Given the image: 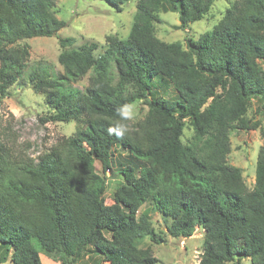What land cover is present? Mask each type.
Masks as SVG:
<instances>
[{"label": "trees", "instance_id": "1", "mask_svg": "<svg viewBox=\"0 0 264 264\" xmlns=\"http://www.w3.org/2000/svg\"><path fill=\"white\" fill-rule=\"evenodd\" d=\"M105 1L122 11L128 0ZM56 2L0 0V97L28 70L27 40L56 36L63 70L36 66L27 77L44 95L47 120L78 124L37 158L0 141V264H43L41 254L60 264L89 255L158 264L143 245L164 240L140 211L148 204L171 219L172 237L204 231L198 264H264V122L248 117L253 105L264 116V0H236L211 30L184 42L157 36L160 12H178L186 28L215 0H137L129 34L108 35L106 45L58 36L67 22ZM87 75L85 87L74 86ZM138 101L147 112L130 124L118 109ZM117 122L122 136L109 133ZM187 126L193 135L184 141ZM237 129H259L263 139L252 187L228 161ZM116 164L122 181L108 204Z\"/></svg>", "mask_w": 264, "mask_h": 264}, {"label": "rangeland", "instance_id": "2", "mask_svg": "<svg viewBox=\"0 0 264 264\" xmlns=\"http://www.w3.org/2000/svg\"><path fill=\"white\" fill-rule=\"evenodd\" d=\"M235 1L215 0L203 19L191 23L186 28L178 27L180 24L178 12H160V21L155 24L157 36L168 42H184L187 36L199 39L204 32L211 30L218 23L226 9ZM136 6L137 0H128L123 5L122 11H117L105 0H57L55 5L58 11L57 15L67 22V25L58 32V36L74 37L76 45L88 41L106 45L108 35L124 38L129 34ZM27 42L31 45L28 70L10 88L7 97H0V141L15 153L25 151L30 157L37 158L42 151L50 148L56 141L74 133L78 124L75 121L47 120L50 108L44 101V95L33 90L27 77L28 71L36 66L42 69L46 68L50 72L63 70L58 62V55L61 51L58 38L56 36H37L28 39ZM87 84L88 75L80 82L74 83V86L83 88ZM169 90H172L169 96L176 94L173 89ZM131 106L132 117L128 121L130 124H135L136 121L145 117L147 106L141 101L135 102ZM248 117L264 122V116L256 111L255 105L249 110ZM192 135V128L185 127L184 141H187ZM230 140L231 152L228 161L242 169L246 184L252 187L255 182L259 149L263 144L260 130L237 129L232 131ZM117 158L118 161H123L119 154H117ZM125 158L132 160L127 154ZM97 169H100L98 165ZM118 170L119 165L116 164L114 174L108 178V188L105 194L108 204L113 203L114 189L122 181ZM149 205L143 206L140 211L148 210L158 237L161 236L164 240L158 243L147 238L143 245L152 249L153 254L159 259L158 264H198L203 251L204 231L196 228L190 237H172L166 228V224L171 219L158 211L151 210L149 212ZM41 257L43 264H60L45 254H41ZM98 261L100 258L89 255L77 264H97ZM100 262L102 264V261ZM243 264H251V260L244 258Z\"/></svg>", "mask_w": 264, "mask_h": 264}, {"label": "clouds", "instance_id": "3", "mask_svg": "<svg viewBox=\"0 0 264 264\" xmlns=\"http://www.w3.org/2000/svg\"><path fill=\"white\" fill-rule=\"evenodd\" d=\"M118 114L122 119H130L132 117V106L125 104L118 109ZM127 131L126 125L117 122L114 127L109 128V133L122 136Z\"/></svg>", "mask_w": 264, "mask_h": 264}, {"label": "crops", "instance_id": "4", "mask_svg": "<svg viewBox=\"0 0 264 264\" xmlns=\"http://www.w3.org/2000/svg\"><path fill=\"white\" fill-rule=\"evenodd\" d=\"M42 258V257H41Z\"/></svg>", "mask_w": 264, "mask_h": 264}]
</instances>
